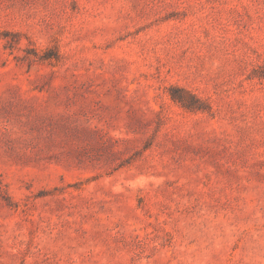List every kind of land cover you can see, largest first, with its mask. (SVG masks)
<instances>
[{"label":"rangeland","instance_id":"1","mask_svg":"<svg viewBox=\"0 0 264 264\" xmlns=\"http://www.w3.org/2000/svg\"><path fill=\"white\" fill-rule=\"evenodd\" d=\"M0 264H264V0H0Z\"/></svg>","mask_w":264,"mask_h":264}]
</instances>
